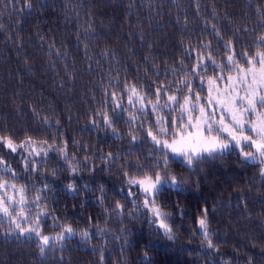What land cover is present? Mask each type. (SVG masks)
<instances>
[{
	"label": "trees",
	"instance_id": "trees-1",
	"mask_svg": "<svg viewBox=\"0 0 264 264\" xmlns=\"http://www.w3.org/2000/svg\"><path fill=\"white\" fill-rule=\"evenodd\" d=\"M262 54L264 0H0V180L42 237L71 232L0 213V264H264L263 163L163 143Z\"/></svg>",
	"mask_w": 264,
	"mask_h": 264
},
{
	"label": "rangeland",
	"instance_id": "rangeland-1",
	"mask_svg": "<svg viewBox=\"0 0 264 264\" xmlns=\"http://www.w3.org/2000/svg\"><path fill=\"white\" fill-rule=\"evenodd\" d=\"M207 87L205 102L186 101V132L172 141H163L165 147L175 157L186 159L236 148L245 159L264 165V54L249 66L240 65L232 73L210 78ZM137 184L150 198L148 207L158 224L167 230L164 213L152 201L163 181L141 178ZM19 187L0 180V213L13 223L16 233L40 237L44 245L71 234L66 230L62 235L45 238L39 229L40 218L24 221L27 213L20 208V199L26 192Z\"/></svg>",
	"mask_w": 264,
	"mask_h": 264
}]
</instances>
